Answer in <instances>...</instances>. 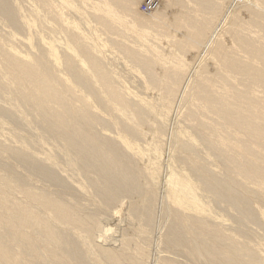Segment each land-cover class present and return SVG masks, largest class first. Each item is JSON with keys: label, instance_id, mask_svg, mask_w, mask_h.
I'll return each mask as SVG.
<instances>
[{"label": "bare ground", "instance_id": "6f19581e", "mask_svg": "<svg viewBox=\"0 0 264 264\" xmlns=\"http://www.w3.org/2000/svg\"><path fill=\"white\" fill-rule=\"evenodd\" d=\"M140 1L0 0V264H264V0Z\"/></svg>", "mask_w": 264, "mask_h": 264}, {"label": "rangeland", "instance_id": "374dc122", "mask_svg": "<svg viewBox=\"0 0 264 264\" xmlns=\"http://www.w3.org/2000/svg\"><path fill=\"white\" fill-rule=\"evenodd\" d=\"M141 1H140L141 4L140 3L138 4L140 7L137 8V11L140 12V13L142 11H139V10H141V7H142V4L143 3H148L150 1L151 3L154 2L155 5L158 4V1H156V0H141ZM163 174H165V168H162V176H163ZM158 214L159 213L157 212V214H156V217L157 218L155 217L156 219H155V221H153V223H154L153 224V233L155 232V236L152 234V237L153 236L154 237H153V240L152 239L150 240V243H149V246H148L149 247L150 256H149V259L146 262V264H156L154 262V257L157 258V256H160V255L163 254V253H160L161 250L159 249V247H158V249L156 247V237L159 236L158 227L160 228V225H162V224L159 225V223H161L159 221V219L161 220V218L159 217ZM106 216H109V214L108 215H105V216H101V219H100L101 225H102V227H105L103 229H106V225L109 223L108 226L111 227V230L109 232H106V233H102V230H101V232H100L101 234L100 235H98L99 233L96 234L94 241H95V244L96 245H100V246H102L104 248H106V247L107 248L108 247L111 248V246H112V248H114L119 243V240L121 238L120 235L122 234V230L125 229L124 227L126 225H128V221L125 219L123 213L116 214V216H115V218L113 220H111V218H108V217H107V219H110V220H107L105 218ZM154 227H156V228H154ZM150 228H152V227H150ZM97 236H99V237H97ZM100 237L105 238L106 239V242L105 243L101 242L100 241L101 240Z\"/></svg>", "mask_w": 264, "mask_h": 264}, {"label": "built area", "instance_id": "2783aa9c", "mask_svg": "<svg viewBox=\"0 0 264 264\" xmlns=\"http://www.w3.org/2000/svg\"><path fill=\"white\" fill-rule=\"evenodd\" d=\"M154 5H155V3H151V2L144 3V4H142L141 11L142 12L151 11L153 9Z\"/></svg>", "mask_w": 264, "mask_h": 264}]
</instances>
